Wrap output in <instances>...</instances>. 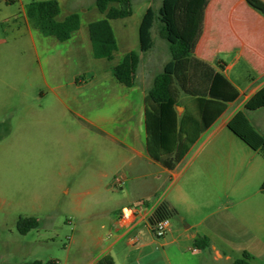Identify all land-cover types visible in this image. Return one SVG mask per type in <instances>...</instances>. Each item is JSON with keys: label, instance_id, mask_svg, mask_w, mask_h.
Segmentation results:
<instances>
[{"label": "rangeland", "instance_id": "obj_1", "mask_svg": "<svg viewBox=\"0 0 264 264\" xmlns=\"http://www.w3.org/2000/svg\"><path fill=\"white\" fill-rule=\"evenodd\" d=\"M29 1L2 0L7 22L5 30L0 28L5 39L0 43V264L51 259L73 264L85 261L94 242L106 233L100 216L86 221L89 203L83 191L88 179L94 180L98 169L111 162H131L135 153L130 146L145 143V129L126 97L137 88L118 82L111 71L123 58V49L111 60L93 55L88 25L105 17L96 0H59L58 19L74 11L81 16L80 28L66 41L33 27L23 12ZM145 1L133 0L135 14ZM151 1L156 9L162 3ZM127 20H111L118 39ZM157 25L154 37L164 40ZM224 59L231 63L233 58ZM245 68L249 66L241 60L235 71L241 75ZM228 132L197 143L182 160L180 168L186 170L171 185L185 183L197 162H211L210 169L218 162L222 170L226 162H252L246 166L253 167L250 177L206 184L204 193L219 197L217 215L232 216L221 230L208 231L233 259L247 250L254 264H264V193L257 192L264 180V157ZM177 214L169 216V222L189 223L188 216ZM33 216L40 225L20 232V218ZM92 224L96 229L89 234L86 227ZM135 233L137 243L121 241L119 264H232L201 261L202 248L195 242L183 245L181 254L175 245L163 247L165 235L157 236L146 224ZM151 238L155 241L146 244Z\"/></svg>", "mask_w": 264, "mask_h": 264}, {"label": "crops", "instance_id": "obj_2", "mask_svg": "<svg viewBox=\"0 0 264 264\" xmlns=\"http://www.w3.org/2000/svg\"><path fill=\"white\" fill-rule=\"evenodd\" d=\"M12 1L14 0H5V3ZM143 4L138 7V14H135L133 8L130 16L123 17L129 20L120 25L123 31L120 32L119 39L116 36L118 43L116 51L122 48L123 57L130 51H136L141 56L136 81L132 86H127L137 90L127 92L126 97L134 113H140L146 140L145 143H133L130 146L135 153L131 162H111V166L98 169L94 180L88 179L89 185L83 191L89 203V208L85 209L89 211L86 221L100 216L102 228H106V233L105 237L94 242L85 261H75L73 264H96L108 254L113 256L116 264H119L121 241L126 238L128 245L135 244L132 240L137 233L133 234V232L139 226L146 224L151 229L149 217L162 202H167L170 207L175 208L177 215L185 214L189 217V223H186L183 218L181 224L170 221L164 240L161 242L163 247L175 245L176 253L181 254L184 251L183 245L195 242L198 236H207L210 240L209 248L198 249L201 261L210 259L212 263H216L226 260L233 264L235 259L218 247L214 237L208 231L221 230L224 224L226 226L229 223L232 216L226 214L221 219V216L217 215L221 207L219 197L215 199L210 195L211 193L215 195V192L206 194L204 190L206 184L221 180L234 182L238 175L241 178L252 176L253 167L250 168V165L246 167L247 163L252 162H226L223 170L218 162H216V169L209 168L211 162H197L189 172L185 183L173 186L171 184L174 180L181 178L186 170L184 167L180 168L182 160L197 143L201 140L203 143L207 142L216 134L226 130L252 150L260 152L261 140L264 137V105H252V101L264 89V15L250 6L247 0L209 1L195 56L212 65L219 74L225 76L237 95L235 99L226 102L222 111L201 133L184 158L173 169H169L161 162L154 160L146 149L145 96L155 76L162 71L165 63L172 56L167 40L161 37L164 40L157 41L154 33V47L147 52L141 51L140 25L147 9L153 6L151 0H146ZM23 12L26 18L25 10ZM6 20L7 18L2 15V0H0V28L3 30L6 27ZM3 42H5L4 37H0V43ZM224 56H232V62L227 63ZM241 60H244L249 68H245L240 75L235 71V67ZM139 76L141 80H138ZM192 101L194 100H186L185 103H192ZM176 109L181 116L186 107L178 105ZM136 135L137 137L140 135L139 127L136 129ZM205 135L207 136L203 140ZM261 174L264 176V167L260 170V176ZM169 180H171L170 183ZM257 192L263 193L260 188ZM140 201L144 202L139 204ZM131 206H138L137 214L132 221L125 223L121 220L122 211ZM247 212L252 214L250 207H247ZM258 223L262 224V222ZM247 225L251 226L248 223ZM95 229L93 224L86 227L89 234H92ZM154 241V238H151L150 241H146V244ZM194 251L197 250L194 249Z\"/></svg>", "mask_w": 264, "mask_h": 264}, {"label": "trees", "instance_id": "obj_3", "mask_svg": "<svg viewBox=\"0 0 264 264\" xmlns=\"http://www.w3.org/2000/svg\"><path fill=\"white\" fill-rule=\"evenodd\" d=\"M210 0H162L158 9L150 6L140 25L141 51L147 52L155 45L153 28L158 23L159 35L167 40L171 59L165 63L147 91L145 102L148 154L169 169H173L188 153L222 111L226 102L236 98V91L216 69L195 56L197 42L202 35L204 18ZM250 6L264 15V1L247 0ZM98 9L105 17L91 21L88 25L93 55L96 58L113 59L118 48L111 20L130 16L133 0H96ZM61 7L59 0H30L25 7L26 15L33 26L44 35H52L61 41L68 40L80 28L81 16L74 11L58 19ZM141 56L130 51L112 67L118 81L132 86L136 81ZM186 100H194L185 103ZM259 101V102H258ZM264 105V89L252 101V105ZM184 105L180 116L176 106ZM264 157V137L260 144ZM264 193V180L260 187ZM144 202V201H143ZM177 213L167 202H162L149 217L151 228L163 218ZM36 217H21L20 232L26 233L38 227ZM195 244L208 249L207 236H198ZM252 254L244 251L233 264H254ZM27 264H58L51 259L47 262L35 260ZM96 264H116L112 255H105Z\"/></svg>", "mask_w": 264, "mask_h": 264}, {"label": "built area", "instance_id": "obj_4", "mask_svg": "<svg viewBox=\"0 0 264 264\" xmlns=\"http://www.w3.org/2000/svg\"><path fill=\"white\" fill-rule=\"evenodd\" d=\"M141 203H143V202L140 201L139 204H141ZM138 206H131V207L127 208V210L123 209L122 215H121V220L125 223L132 221L137 214ZM169 225H170V222H169L168 217L163 218L160 221H158L154 225V231H155L156 235L157 236L165 235V233L167 232V230L169 228ZM139 240H140V237L135 236L132 241H133V243H137Z\"/></svg>", "mask_w": 264, "mask_h": 264}]
</instances>
